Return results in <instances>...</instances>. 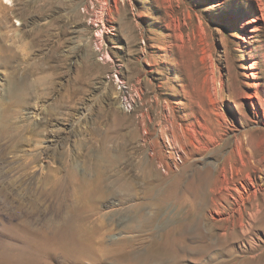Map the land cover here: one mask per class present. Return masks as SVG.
Here are the masks:
<instances>
[{"label": "rangeland", "instance_id": "obj_1", "mask_svg": "<svg viewBox=\"0 0 264 264\" xmlns=\"http://www.w3.org/2000/svg\"><path fill=\"white\" fill-rule=\"evenodd\" d=\"M0 264H264V0H0Z\"/></svg>", "mask_w": 264, "mask_h": 264}, {"label": "bare ground", "instance_id": "obj_2", "mask_svg": "<svg viewBox=\"0 0 264 264\" xmlns=\"http://www.w3.org/2000/svg\"><path fill=\"white\" fill-rule=\"evenodd\" d=\"M116 79H117V83L116 84L118 85V87L119 86H120V88L123 87L124 83L121 80V78H119L118 75L116 76ZM121 101H122L121 102V106L123 107V109H125L127 111H130V110L133 109L134 98H129L128 96H126ZM253 106H254L255 109L258 108V106L255 104V102H253ZM208 174L209 173H206V174L202 175L200 177V179L197 180V182L191 183L184 190L178 184L175 187V189L172 191V193H171L172 195L171 196L173 197V199L175 198V199L184 200V201H187V202L191 201L192 204L194 203V204H202V205L205 204V203H209V202L210 203L218 202V201H221L222 198H224V197L226 198L225 194H223V193L218 194V191L215 188H213V187L211 188L210 192H208L205 189V185H204L203 182L205 181L204 179L208 176ZM250 179H251L250 176L245 178V180H250ZM213 183L217 184L218 182H213ZM238 192L239 193H238L237 196L233 195L237 201L246 199V197H245V195L243 193H241L240 191H238ZM252 196L255 197L256 195L255 194L254 195L253 194L250 195V197H252ZM253 205H256V204L253 202ZM195 211L196 210H192L191 211V217H194V216L197 215V211H196V215H195ZM252 216H255V213H252ZM76 232H77V230L74 229V233H76ZM77 234H78V232H77ZM59 243H60L59 245L63 246V241H61Z\"/></svg>", "mask_w": 264, "mask_h": 264}]
</instances>
